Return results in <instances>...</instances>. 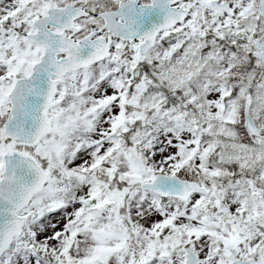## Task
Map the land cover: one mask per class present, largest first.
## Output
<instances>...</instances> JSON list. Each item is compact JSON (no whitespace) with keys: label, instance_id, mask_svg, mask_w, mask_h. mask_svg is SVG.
I'll list each match as a JSON object with an SVG mask.
<instances>
[{"label":"snow or ice","instance_id":"1","mask_svg":"<svg viewBox=\"0 0 264 264\" xmlns=\"http://www.w3.org/2000/svg\"><path fill=\"white\" fill-rule=\"evenodd\" d=\"M0 264H264V0H0Z\"/></svg>","mask_w":264,"mask_h":264}]
</instances>
